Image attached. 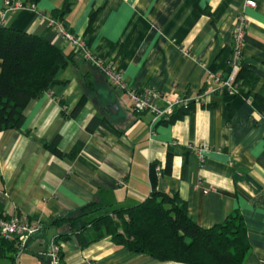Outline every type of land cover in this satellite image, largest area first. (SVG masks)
Here are the masks:
<instances>
[{
  "label": "crops",
  "instance_id": "crops-1",
  "mask_svg": "<svg viewBox=\"0 0 264 264\" xmlns=\"http://www.w3.org/2000/svg\"><path fill=\"white\" fill-rule=\"evenodd\" d=\"M197 1L198 6L193 0H73L61 23L97 57L111 60L136 90L155 89L164 100L190 98L194 107L174 122L155 121L136 112L99 69L76 56L62 76L67 83L28 104L24 127L0 133V219L23 215L43 225L26 250L0 264H52V240L62 244V264H180L132 253L111 237L85 246L68 224L55 225L56 219L81 216L93 203L104 209L97 216L141 204L153 190L152 164L166 166L169 152L171 169L159 177L157 189L177 192L206 229L240 214L251 246L244 264H264V0H253L255 7L246 0ZM7 2L18 8L8 9ZM63 3L0 0V24L70 53L72 45L52 26V13ZM94 9L100 11L88 31ZM240 15L247 22L246 72L236 93L220 94ZM84 97L85 107L71 118ZM96 116L119 133L103 126L90 131ZM58 137L61 158L44 146ZM201 144L208 146L203 158L197 153ZM87 232L91 240L95 235ZM36 242L40 250H30Z\"/></svg>",
  "mask_w": 264,
  "mask_h": 264
},
{
  "label": "trees",
  "instance_id": "trees-1",
  "mask_svg": "<svg viewBox=\"0 0 264 264\" xmlns=\"http://www.w3.org/2000/svg\"><path fill=\"white\" fill-rule=\"evenodd\" d=\"M193 2L198 6L197 0ZM72 6L73 0H64L63 6L53 11L52 19L62 22ZM99 11L92 10L88 31H91ZM204 12L210 15L208 8ZM78 55L75 49L67 53L44 37L0 24V133L21 130L26 122L28 104L55 86L67 83L62 76ZM245 72L242 53L241 68L235 80L237 88ZM86 102L87 98H82L69 116L77 118ZM193 107V103L179 107L172 117L160 123H171L183 118ZM99 126L119 133L107 119L97 116L90 122L88 129L94 131ZM59 139L53 144L44 143V146L61 158L64 154L58 149ZM172 157L174 154L169 152L166 166L157 162L152 164L150 177L153 190L141 204L97 216L94 214L104 209L93 203L82 209L81 216L56 219L55 225L68 224L73 234L82 235V244L85 246L111 237L117 247L148 255L160 262L244 264L251 246L240 214L206 229L190 216L185 200L177 192L164 193L157 189L159 177L156 168H163L162 176L169 173ZM2 211L0 206V214ZM87 230L95 235L91 240L87 239ZM68 236L64 235V238ZM16 252L15 243L0 236V260L13 259Z\"/></svg>",
  "mask_w": 264,
  "mask_h": 264
},
{
  "label": "built area",
  "instance_id": "built-area-1",
  "mask_svg": "<svg viewBox=\"0 0 264 264\" xmlns=\"http://www.w3.org/2000/svg\"><path fill=\"white\" fill-rule=\"evenodd\" d=\"M9 3L7 2V6H9ZM246 5L255 7L256 3L253 0H246ZM246 25L245 15H240L237 18L234 29L235 47L231 70L225 78L221 79L220 87L216 90L220 94L224 92L230 94L237 92L235 80L241 68ZM52 26L60 38L71 44L85 61L90 62L99 69L107 77L112 86L120 89L128 97L132 108L136 112L150 113L155 117V121H162L172 117L177 108L188 106L192 103L190 98L181 97L175 100H164L161 92L151 88L142 91L136 90L126 82L123 73L111 60L97 57L85 39L69 32L59 21L52 20ZM162 101L164 102L163 105L160 104ZM207 149L208 146L206 144H201L198 147L197 153L203 158ZM162 169L161 166H157L156 171L158 177H162ZM42 230L43 225L40 222L29 220L28 217L23 215H13L9 218L4 217L0 219V236L6 241L14 242L18 252L26 250L32 239ZM48 257L52 264H62V244L60 242L56 240L51 241L48 249Z\"/></svg>",
  "mask_w": 264,
  "mask_h": 264
},
{
  "label": "water",
  "instance_id": "water-1",
  "mask_svg": "<svg viewBox=\"0 0 264 264\" xmlns=\"http://www.w3.org/2000/svg\"><path fill=\"white\" fill-rule=\"evenodd\" d=\"M112 111H114V109H117V105L111 107ZM40 247H41V244L40 243H33L31 246H30V250H34V251H39L40 250ZM43 252L44 250H46V247L42 249Z\"/></svg>",
  "mask_w": 264,
  "mask_h": 264
},
{
  "label": "rangeland",
  "instance_id": "rangeland-1",
  "mask_svg": "<svg viewBox=\"0 0 264 264\" xmlns=\"http://www.w3.org/2000/svg\"><path fill=\"white\" fill-rule=\"evenodd\" d=\"M14 5H15L14 3L10 2V3H9V6H7V3H6L5 6H6L7 8L10 7L9 9H13L14 7H17V6H14ZM17 8H18V7H17ZM72 47H73V46H72ZM73 49H74V47H73ZM75 51H76V50H75ZM76 52H77V51H76ZM77 53L79 54V52H77ZM82 58H83V57H82Z\"/></svg>",
  "mask_w": 264,
  "mask_h": 264
}]
</instances>
